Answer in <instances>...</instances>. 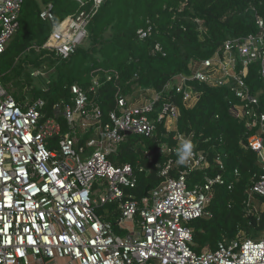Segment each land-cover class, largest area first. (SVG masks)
Masks as SVG:
<instances>
[{
    "label": "built area",
    "instance_id": "1",
    "mask_svg": "<svg viewBox=\"0 0 264 264\" xmlns=\"http://www.w3.org/2000/svg\"><path fill=\"white\" fill-rule=\"evenodd\" d=\"M103 1L92 0L89 11L58 23L52 6L44 7L40 17L51 23L46 47L61 59L74 53L87 38L92 10ZM22 4L23 0H0V56L18 28ZM255 22L254 33L227 36L221 55L200 61L190 75H177L166 86L174 88L185 108H192L201 95L193 82L227 87L233 93L238 103L230 109L245 128L254 130L246 146L256 154L260 168L245 190L248 200L255 195L264 198V111L258 94L250 93L243 78L256 66L264 83V19L255 16ZM69 90L70 98L52 104L48 114L41 98L21 107L0 80V264H264V234L222 240L214 250L200 253L190 247L192 229L187 223L210 217L213 186L231 189L238 180L237 169L230 182L217 174L190 187L189 174L210 166L206 156L194 151L174 176L171 170L178 164L168 159L160 183L138 200L127 191L137 183L133 167L108 159L128 133L148 137L161 121L166 130H175L179 108L170 98L156 106L160 94L153 93L143 104L119 96L104 120L100 105L85 90L77 85ZM60 117L68 133L62 132ZM176 137L179 142L185 138ZM158 150L172 151L165 144ZM146 156L152 160L151 154ZM215 161L223 170L220 155ZM97 204L117 205L115 226L127 230L125 236L115 233L116 227L105 218L107 210L103 218L96 213Z\"/></svg>",
    "mask_w": 264,
    "mask_h": 264
},
{
    "label": "trees",
    "instance_id": "2",
    "mask_svg": "<svg viewBox=\"0 0 264 264\" xmlns=\"http://www.w3.org/2000/svg\"><path fill=\"white\" fill-rule=\"evenodd\" d=\"M81 2L23 0L18 28L0 56V80L5 90L23 108L37 98L43 99V109L50 114L52 104L68 100L70 86L77 85L100 105L104 120L115 109L119 96L149 88L162 97L156 106L170 98L179 108L175 130H166L164 122H158L148 137L126 135L108 156L114 165L128 163L135 170L136 186L127 191L140 200L160 183V171L167 160L177 159L176 136L182 135L192 140L194 151L204 154L210 164L204 171L189 174L190 187L202 184L205 176L217 174L230 182L234 179L233 170L238 171V180L231 189L225 184L213 186L207 208L210 217L187 223L192 229L191 249L200 253L214 250L222 240L262 236L264 210L260 205L264 198L255 195L248 200L245 191L260 173L256 154L246 146V139L254 130L245 128L231 111V104L238 103L233 93L227 87L193 82L201 95L192 108H185L174 88L166 86L177 75H190L200 61L216 53L221 55L227 36L254 33L255 16L264 19V0H104L92 10L84 43L61 59L46 47L51 23L41 19L40 12L50 4L54 22L58 23L92 8V0ZM35 70H51L45 90L35 84ZM243 78L250 93L258 94L264 111V83L257 67H249ZM161 144L172 151L159 152ZM146 153L152 155L151 161ZM218 155L223 160V170L215 161ZM182 168L174 167L171 175ZM109 210H114L113 217L107 210L105 218L116 227L117 205H109Z\"/></svg>",
    "mask_w": 264,
    "mask_h": 264
},
{
    "label": "rangeland",
    "instance_id": "3",
    "mask_svg": "<svg viewBox=\"0 0 264 264\" xmlns=\"http://www.w3.org/2000/svg\"><path fill=\"white\" fill-rule=\"evenodd\" d=\"M50 72H51V70H48V71L35 70V71L32 72V77H34V79H35V84H37V86H39L43 90H45L46 87H47L46 84H47V81L49 79ZM176 77H178V76H176ZM145 92L146 93H152V90H150L149 88H146ZM128 96H130V95H128ZM59 119H60V122H61V125H62V132L63 133H66V132L68 133L69 132L68 125L65 123L64 118L60 117ZM98 185H99V181H95L94 187H98ZM109 205H111V204H106L104 206H100L99 204H97L96 209H95L96 213L101 218H103L106 215V210H108L109 211V215L111 217H113V211L114 210H109ZM260 206H261L260 207L261 210H264V204H261ZM114 231H115V233L117 235H120L122 237L125 236L126 232H127V230L119 231L118 228H114ZM259 236H261V235H258V236L256 235V236L252 237L251 239H256Z\"/></svg>",
    "mask_w": 264,
    "mask_h": 264
},
{
    "label": "clouds",
    "instance_id": "4",
    "mask_svg": "<svg viewBox=\"0 0 264 264\" xmlns=\"http://www.w3.org/2000/svg\"><path fill=\"white\" fill-rule=\"evenodd\" d=\"M194 144L190 138L182 139L175 149L176 163L180 166L187 165L194 153Z\"/></svg>",
    "mask_w": 264,
    "mask_h": 264
},
{
    "label": "crops",
    "instance_id": "5",
    "mask_svg": "<svg viewBox=\"0 0 264 264\" xmlns=\"http://www.w3.org/2000/svg\"><path fill=\"white\" fill-rule=\"evenodd\" d=\"M196 68L193 67L192 69L194 70ZM176 78V76L174 77ZM153 93H146L145 90L141 89L137 94H132L130 96H126L125 98L129 103L132 104H143L144 102H147L150 98H152Z\"/></svg>",
    "mask_w": 264,
    "mask_h": 264
},
{
    "label": "water",
    "instance_id": "6",
    "mask_svg": "<svg viewBox=\"0 0 264 264\" xmlns=\"http://www.w3.org/2000/svg\"><path fill=\"white\" fill-rule=\"evenodd\" d=\"M127 135H129V133Z\"/></svg>",
    "mask_w": 264,
    "mask_h": 264
}]
</instances>
